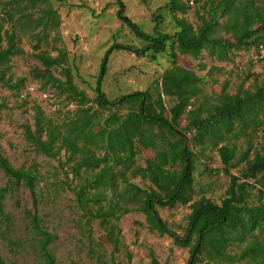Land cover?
Instances as JSON below:
<instances>
[{"label": "rangeland", "instance_id": "rangeland-1", "mask_svg": "<svg viewBox=\"0 0 264 264\" xmlns=\"http://www.w3.org/2000/svg\"><path fill=\"white\" fill-rule=\"evenodd\" d=\"M9 1L11 0H0V36H4L6 30H14L19 52L12 55L2 67L6 70L8 83H0V103L5 104L0 117V143L3 155L14 168L30 170L37 177L41 225L56 236L50 244L55 264H152L153 256L161 264H188L189 250L196 243L197 237H193L189 247L183 248L177 246L171 236L153 230L147 216L138 211L140 203L135 197L140 193L131 190L132 186L140 190H149L153 186L147 177L134 176L133 169L136 166L145 168L148 160H156L158 150L164 148L162 138L165 135L171 140L175 138L156 126L150 128L157 150L138 141L135 166L125 173V178L120 173L123 167L116 166L115 171L119 172L116 187L110 186L106 190V199L102 196L103 206L120 202L122 207L117 211V215H121L120 220L109 216L104 225L102 219H95L88 224L85 210L78 204L75 191L91 181V173H85V168L79 170L75 162L67 164L69 156L64 149L54 158L38 152L27 136L28 128L35 131V118L39 107L42 109L44 122L53 120L62 125L69 121L67 114L50 112L46 105L44 109L40 105L23 102L19 99L17 90L11 86L23 79L24 85L37 83L44 86L61 102L74 101L75 108L71 110L74 113H68L72 117L82 108L76 102L73 88L83 92L89 99L84 108H93L91 112L95 116L92 128L99 136L119 127L129 113L138 112L140 99L127 101L116 108H100L95 102L96 85L106 51L114 43L138 49L147 45L119 18L118 0H42L36 3L21 0L20 4L14 6L8 5ZM120 1L125 6V15L141 30L153 36L156 18L160 21L159 31L172 36L179 30L175 17L185 18L195 28L200 24V16L210 17L208 0ZM172 2L177 7L187 6L186 14L173 12ZM257 2L261 5L264 0ZM47 8L58 12V24L54 25L50 21V26H46L47 20L41 19ZM259 19L257 26L264 22V11L259 12ZM218 21L220 25L216 27L213 36L235 43L224 29L223 18ZM263 42L264 40L259 41V44ZM8 45V40H3V48H8ZM171 51L172 43L168 44L166 53L156 56L150 53L147 57H138L128 51H114L108 60L102 90L109 100H116L137 91H148L149 111L159 113L161 110L158 94L162 91V78L167 70L179 66L201 78L200 93L192 98V106L178 120V129L184 136L176 137L186 139L187 146L195 154L190 201L186 204L177 203L174 207L157 206L159 216L168 228L182 237L188 233L189 216L195 203L207 198L221 205L226 197L231 179L225 174L218 148L224 144H230L231 147L236 145L234 162L240 161L248 141L253 143L254 152L261 149L264 128L252 127L248 133L241 134L236 139L230 138V141H219L208 133L204 138L207 149L203 150L202 145H197L195 141L197 131L186 130L189 111L201 104H217L223 94L254 92L264 83V57H261L257 45L249 49H233L223 60L219 59L218 53L211 57L206 51L199 58L178 55L173 60L169 55ZM40 55L55 58L58 64L48 69L39 59ZM68 81H71L72 87L68 85ZM163 103L164 114L170 118L176 101L163 96ZM214 113L215 111L206 112L203 117L209 118ZM261 120L264 124V114ZM96 155L99 157L104 153L97 150ZM245 166V162L240 163L231 170V174L241 176ZM167 168L177 171L181 169L179 164L169 165ZM250 182L254 183V180ZM5 187L7 191L0 199V256L4 264H39L43 259L40 256L37 235L32 229L30 213L34 209L31 193L23 182H11L0 167V188ZM258 188V185L249 188V207L260 203ZM90 190L92 193L96 191ZM97 190L102 195V189ZM89 205L96 207L93 202ZM125 206L132 211L123 213L122 208ZM255 239L264 246V229L252 231L244 242L231 244L226 255L231 258L238 257L248 242ZM226 255L218 256L211 247L205 245L198 264H255L250 257L233 262ZM212 256L214 261H211Z\"/></svg>", "mask_w": 264, "mask_h": 264}, {"label": "trees", "instance_id": "trees-1", "mask_svg": "<svg viewBox=\"0 0 264 264\" xmlns=\"http://www.w3.org/2000/svg\"><path fill=\"white\" fill-rule=\"evenodd\" d=\"M20 1L11 0L8 5H18ZM27 1L36 3L42 0ZM118 3L120 5L119 18L147 45L138 49L134 46L114 43L106 51L96 85L95 102L100 108H116L123 106L127 101L140 99L139 111L129 113L119 127L99 136L92 128L95 116V113L91 112L93 108H84L89 99L83 92L73 88L74 97L77 99L75 101L82 106L77 115L72 117L67 114L69 121L62 125L53 120L44 122L42 109L38 106L35 131L28 128L27 136L38 152L54 158L64 149L69 156L67 164L75 162L79 170L85 168V173H91V181L75 192L78 204L85 210L88 218L87 223L90 224L95 219H102V225H104L105 219L109 216H115L117 221L121 217V215H117L118 209L122 207L120 202H112L109 204L110 206L101 205L102 196L103 199H106L104 198L106 190L110 186L116 187V177L119 173L115 171L116 166L123 167V171L120 173L124 177L125 173L135 166V159L138 155L136 143L142 141L157 150L154 134L150 128L156 126L161 131H166L175 139L171 140L165 135L162 138L165 144L164 148L158 150L156 160H148L145 168L136 166L133 169L134 176L143 175L153 184L149 190H140L138 187L132 186L133 192L142 194H137L135 197V200L140 203L138 211L147 216L153 230H157L162 235L171 236L179 247H189L193 237H197L196 243L189 250L188 264L199 263L205 245L211 247L216 255L225 256L227 248L231 244L244 242L252 231L264 229V202L262 201L264 199V128L262 129L261 149L254 152L253 143L248 141L240 161L234 162L237 154L236 145L231 147L230 144H224L218 148L222 164L225 167V174L231 179L226 197L221 205L215 204L207 198H202L195 203L189 216L188 233L181 237L171 231L160 218L157 206L174 207L177 203L186 204L190 201L189 191L195 171V154L187 146L186 139L182 138L184 133L178 129V120L183 116L185 110L192 106V98L200 93L201 78L179 66L167 70L162 78V91L158 94V104L161 110L159 113L149 111L148 91H137L116 100H109L102 90V82L107 72L108 60L114 51H128L138 57H147L150 53L156 56L166 53L168 44L172 43V51L169 55L173 60L178 55L199 58L203 51L208 52L211 57H215L218 53L219 59L223 60L233 49H249L253 45H257L259 48L261 44H264V42L259 44V41L264 40V22L260 26L257 24L260 20L259 12L264 11V3L260 5L257 0H208L210 17L200 16V24L197 28L188 23L185 18L175 17L179 30L172 36L159 31V18H156L154 36L147 34L125 15L123 2L118 0ZM174 3L172 2L173 12L179 11L186 14L187 6L177 7L174 6ZM219 18H223L224 29L235 40V43L213 36L216 27L220 25ZM41 19L47 20L46 26H50V21L54 25L60 21L58 12L52 8L45 9ZM4 34V36H0V83H8L6 70H3L2 67L8 63L12 55L19 52L14 39L15 31L6 30ZM3 40H8V48H3ZM39 59L45 63L48 69L58 64V60L50 56L40 55ZM225 59L228 60V58ZM68 85L72 87L71 81H68ZM11 86L17 90L19 97L25 86L24 80H19ZM163 96L176 101L172 107L173 114L170 118L164 114ZM65 101L71 102L72 100ZM4 108L5 104L0 103V117ZM211 111H215L211 117H203L204 113ZM263 114L264 83L258 86L254 92H238L235 95L223 94L219 103L207 106L201 104L198 108L189 111V124L186 130H196L195 141L197 145H202L203 150H206L204 138L208 133L219 141L236 139L241 134L248 133L252 127L264 126L261 120ZM177 136L182 137L176 138ZM97 150L102 151L104 155L98 157ZM252 152L254 153L251 157ZM242 162H245L246 166L241 176L231 174V170ZM176 164L180 165L179 171L167 168L169 165ZM0 167L11 182L17 184L23 182L29 189L34 209V212L30 213L32 229L37 235L36 240L40 256L43 259L39 264H55L50 244L56 239V236L41 225L36 175L24 168H14L3 155L1 143ZM250 180H254V183ZM257 185L259 186L260 203L257 206L249 207L248 197L251 195L249 188ZM98 188L102 189V195L98 192ZM90 189H96V191L92 193ZM5 191H7V187L0 188V199ZM165 192L167 193L164 194ZM130 199L133 200L132 197ZM90 202L96 204V207H91ZM122 211L127 214L132 210L125 206ZM113 229H116V226H113ZM226 257L233 262L250 257L255 264H264V246H261L255 239L248 242L238 257L231 258L227 255ZM211 261H214V256L211 257ZM0 264H4L1 256ZM152 264L161 263L153 256Z\"/></svg>", "mask_w": 264, "mask_h": 264}, {"label": "built area", "instance_id": "built-area-1", "mask_svg": "<svg viewBox=\"0 0 264 264\" xmlns=\"http://www.w3.org/2000/svg\"><path fill=\"white\" fill-rule=\"evenodd\" d=\"M258 51L261 54V57H264V44L259 46ZM19 99L23 102L25 101L40 105L44 109L47 106L46 108L50 112L58 114H68L69 112L74 113V111H71L75 108V104L73 102H61L45 87L37 83L25 84L23 90L20 92Z\"/></svg>", "mask_w": 264, "mask_h": 264}]
</instances>
